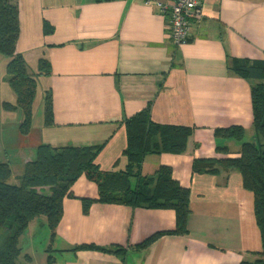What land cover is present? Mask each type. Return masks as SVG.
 <instances>
[{
    "label": "crops",
    "instance_id": "1",
    "mask_svg": "<svg viewBox=\"0 0 264 264\" xmlns=\"http://www.w3.org/2000/svg\"><path fill=\"white\" fill-rule=\"evenodd\" d=\"M14 1L20 27L16 52L32 74L40 60L49 66L47 76L36 77L33 120L23 135L21 114L1 107L16 98L7 83L8 60L0 56V159L9 162L14 182L40 145L99 146L100 169L117 170L126 147L125 123L143 111L154 124L193 129L182 154L149 155L140 168L141 176L152 177L168 166L188 189L185 232H175L170 208L94 202L84 214L81 200H95L98 192L81 176L72 196L63 199L53 234L45 218L24 232L21 264H254L260 235L240 174L192 168L197 160L237 159L244 138L254 137L250 89L256 82L233 68L242 61L264 62V0H200L203 17L180 46L166 30L169 16L157 7L173 0ZM44 21L53 28L48 36L42 34ZM46 96L50 126L44 125ZM5 124L11 127L4 139ZM230 127L243 129L242 141L214 136ZM81 245L96 250H74Z\"/></svg>",
    "mask_w": 264,
    "mask_h": 264
},
{
    "label": "trees",
    "instance_id": "2",
    "mask_svg": "<svg viewBox=\"0 0 264 264\" xmlns=\"http://www.w3.org/2000/svg\"><path fill=\"white\" fill-rule=\"evenodd\" d=\"M53 28L42 23V34L48 36ZM20 34L18 8L14 0H0V55L7 60V83L15 95V103L1 105L6 112L18 111L22 116L20 133L26 135L33 120V103L36 97V77L47 76L49 66L38 62V73L32 74L23 57L16 52ZM245 79L255 81L250 89L251 119L255 141L243 142L237 159L197 160L194 173H216L218 169L237 171L244 190L253 201V214L260 235L261 251L254 264H264V62L236 63L233 68ZM44 125L52 123L49 96L43 103ZM193 129L162 126L150 121L148 111L130 118L125 123L126 147L120 156L117 170L103 171L96 163L100 147L61 149L40 145L35 159L27 163L17 184L10 183L12 170L8 161L0 159V264H16L20 255L19 238L30 223L39 217L53 234L62 217V204L66 196H72L71 187L84 176L95 184L97 199H82V210L87 213L91 203L116 205L129 209L170 208L176 215L175 232H185L190 215L188 189L172 178V170L161 166L152 177L141 176L143 160L149 155H180L184 152ZM216 138L242 141L244 131L240 127L215 130ZM132 180H135L132 185ZM45 189V190H43ZM158 234L148 238L153 241ZM74 250H96L92 245H81ZM121 253L117 250L115 254ZM49 258L48 260H50Z\"/></svg>",
    "mask_w": 264,
    "mask_h": 264
},
{
    "label": "built area",
    "instance_id": "3",
    "mask_svg": "<svg viewBox=\"0 0 264 264\" xmlns=\"http://www.w3.org/2000/svg\"><path fill=\"white\" fill-rule=\"evenodd\" d=\"M157 7L162 14L169 16L166 30L175 46L186 44L191 39L193 26L203 17L200 0H173L157 4Z\"/></svg>",
    "mask_w": 264,
    "mask_h": 264
},
{
    "label": "rangeland",
    "instance_id": "4",
    "mask_svg": "<svg viewBox=\"0 0 264 264\" xmlns=\"http://www.w3.org/2000/svg\"><path fill=\"white\" fill-rule=\"evenodd\" d=\"M1 56V55H0ZM6 73V72H5ZM41 112V111H40ZM9 127H11V124L8 126V125H6L5 124V126H4V128H3V138L5 139L6 138V136H7V129H10ZM251 136V135H250ZM249 135H247V137H245L244 139H246V141L245 142H252V141H255V139L256 138H254V137H250ZM13 142H14V139L12 140ZM16 182H17V180H16ZM16 182H14V180H13V177L11 178V180H10V183H13V184H17ZM39 218H43V217H39ZM36 219H38V218H36ZM36 219H34V220H36ZM33 220V221H34ZM31 224V223H30ZM28 230V229H27ZM26 230V231H27ZM31 230V229H30ZM32 232V231H31ZM31 232H29L28 233V235H30L31 234ZM24 234V233H23ZM22 234V235H23ZM22 235L20 236V238H19V248H20V252L22 251L21 250V237H22ZM21 263H23V257L21 256V253H20V255L18 256V258H17V260H16V264H21Z\"/></svg>",
    "mask_w": 264,
    "mask_h": 264
}]
</instances>
